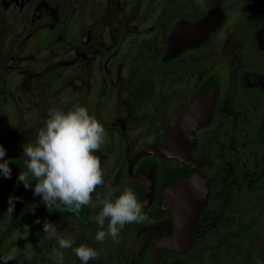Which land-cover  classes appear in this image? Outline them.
<instances>
[{
	"label": "flooded vegetation",
	"instance_id": "flooded-vegetation-1",
	"mask_svg": "<svg viewBox=\"0 0 264 264\" xmlns=\"http://www.w3.org/2000/svg\"><path fill=\"white\" fill-rule=\"evenodd\" d=\"M7 1L15 13L9 17L15 32L4 41L1 36L0 51L5 47L14 56L26 48L33 31L35 18L29 12L34 13L44 1ZM86 1L78 0L82 32L75 43L79 52L75 78L60 80L44 75L33 82L15 80L5 85L16 88L14 96L8 88L2 91L4 94L0 92V144L6 149L4 159L10 161L11 168L10 178L0 173V244L22 224L48 219L56 224L59 235L75 238L73 248L84 241L100 251L99 257L88 264H156L154 245L162 237L174 235L177 228L173 210L163 206L168 175L176 169H193L209 179L210 190L193 225L192 244L183 252L163 247L159 264H263L264 243L258 247L263 263L254 249L264 238V0H238L235 57L216 40L229 17L219 1L207 0L202 7L194 0H163L144 12L139 0L128 11H120L116 0H108L105 9L101 0ZM87 5L89 25H85ZM2 6L0 0V13ZM59 6L66 12V6ZM213 6H221L226 12L222 25L204 43L166 58L174 25L183 18L197 19ZM157 11L159 14L149 22L150 13ZM63 18L61 25L36 43L37 49H50L53 39L62 33L66 15ZM63 40H59L62 47ZM87 53L93 56H83ZM89 61L97 62L99 77L88 78ZM3 63L0 58V70ZM124 70H128L127 76L122 75ZM251 73L261 78L249 81ZM206 80L212 81L217 90L216 105L211 121L197 129L192 146L195 164L157 153L135 158L147 145L167 139ZM72 84V96L59 101L57 93ZM18 99L27 102L25 109L20 110ZM75 106H86L106 132L105 143L96 153L101 158L105 185L96 189L93 200L103 197L109 186L114 197L131 187L148 216L142 223L125 225L118 243L111 237L103 243L95 240L99 228L95 216L102 206H84L78 213L61 206L50 212L39 198L26 202L17 211L15 199L13 214H6L9 197L15 198V186L23 184L17 177L27 171L20 144L35 143L50 108L67 111ZM25 114L31 115L24 117ZM150 169L155 173V196L146 203L147 190L138 176L143 174L145 180ZM39 249L34 264H48L56 250L63 254V260L56 256L60 264H83L72 248L60 249L57 239L52 244L45 238Z\"/></svg>",
	"mask_w": 264,
	"mask_h": 264
},
{
	"label": "clouds",
	"instance_id": "clouds-1",
	"mask_svg": "<svg viewBox=\"0 0 264 264\" xmlns=\"http://www.w3.org/2000/svg\"><path fill=\"white\" fill-rule=\"evenodd\" d=\"M196 2L204 6L205 0ZM48 117L45 127L39 130L35 143L22 145L27 171H21L18 181L26 188L35 181L34 195L42 196L50 212L59 210L61 206L76 213L84 206H102L95 216L99 226L95 240L103 243L107 237H111L113 242L118 243L120 230L125 225L142 223L148 216L131 187H125L114 197L113 189L109 186L103 197L93 200L96 189L105 185L101 158L96 154L105 143L104 125L86 106H75L67 111L52 107ZM5 155L6 149L0 144V173L5 178H10V161L4 159ZM15 199L9 197L6 212L8 216L14 212ZM36 223H40L39 218ZM43 230L56 237L60 249L72 248L83 264H88L100 255L99 250L85 244L73 248L75 238L59 235L54 222L45 219ZM56 256L63 260L61 252H57ZM13 259L11 254L0 256L4 264Z\"/></svg>",
	"mask_w": 264,
	"mask_h": 264
},
{
	"label": "rangeland",
	"instance_id": "rangeland-1",
	"mask_svg": "<svg viewBox=\"0 0 264 264\" xmlns=\"http://www.w3.org/2000/svg\"><path fill=\"white\" fill-rule=\"evenodd\" d=\"M44 1L38 7L35 8L34 20L32 23V33L28 39L27 46L24 50H21L19 54L12 56L7 51V48H3L0 51V58L4 60L3 66L0 70V92L4 89H9L8 92L10 95L14 96L15 89L14 87H6L5 85H10L11 81L22 80V79H31L33 82L34 79L43 77L44 75H50V78H57L60 80H69L75 78V61L79 55L78 49L75 46L76 39L82 32V28L79 27L80 23L78 19H81L80 6H78V0H41ZM50 1L49 3H47ZM91 1V0H90ZM102 5L107 4L108 0H101ZM118 1V8L120 11H128L133 7L135 1L138 0H116ZM142 4V11L144 12L150 6L154 5L157 1L163 0H139ZM219 1L228 11V21L226 26L220 30L216 35V40L221 41V46L225 47L226 52L231 56L235 57L236 48L238 46L239 38V29L237 28V22L239 19V7L240 3L238 0H214ZM10 2V1H9ZM85 3L88 1L84 0ZM46 3V6L43 4ZM60 3V4H59ZM194 3L197 4L196 0ZM208 3L205 0L204 5ZM66 6V12H64L63 7ZM91 5V4H90ZM90 5L86 7V17L87 23L89 25V9ZM203 7V6H202ZM12 5L8 3L7 0H3V6L0 13V38L2 36L3 41L7 40L10 34L15 32L14 27L9 24V17H12L15 13L12 11ZM102 9V7H101ZM43 10H46L45 13ZM154 10V9H153ZM159 14V11L153 12L148 16V21L150 22L156 15ZM66 15V22L63 26L61 35H57L50 44L49 50H44L41 47L37 49L36 43L44 40L53 28H56L58 25H61L60 22L63 21V16ZM40 21V22H39ZM84 25V26H85ZM58 38V39H57ZM60 39H64V47L59 43ZM87 37H83L85 42ZM248 48H246L247 50ZM249 53V52H248ZM83 56L91 57L92 53L83 54ZM95 59V57H94ZM250 63V58H248ZM91 69L88 74V78L94 79L99 77L100 72H98L97 62H90ZM196 64V63H195ZM123 76L128 75V70H124L122 73ZM45 77V76H44ZM48 77V76H47ZM13 84V83H12ZM12 90V92H11ZM74 90V84L67 87L66 90L57 93L59 101H67L70 96H72ZM4 94V92H2ZM6 94V93H5ZM18 105L20 110L27 107L26 101H20ZM23 107V108H21ZM31 114H25L24 117H30ZM256 124L251 126L255 127ZM21 143L20 145H24ZM45 220V219H44ZM40 220V223L30 222L25 225H21L19 229L12 233L11 237L5 240L0 244V256H5L11 254L14 256L13 260H9L7 264H34L37 259L38 250L40 246L46 241H50L52 244L55 243L56 237L50 233H44L43 222ZM48 220V219H47ZM70 230H68L69 232ZM59 233V229H57ZM89 242H84L82 244L87 245ZM50 244V243H49ZM42 249V248H41ZM58 250L51 253L52 259L48 264H60L59 259L56 257ZM68 252V251H67ZM146 253L150 257V247L146 248ZM69 254V252H68ZM39 258V257H38ZM195 261L192 263L194 264ZM0 264H4L3 260H0ZM149 264V263H148Z\"/></svg>",
	"mask_w": 264,
	"mask_h": 264
},
{
	"label": "water",
	"instance_id": "water-1",
	"mask_svg": "<svg viewBox=\"0 0 264 264\" xmlns=\"http://www.w3.org/2000/svg\"><path fill=\"white\" fill-rule=\"evenodd\" d=\"M225 19L224 8L213 6L206 14L197 19L183 18L179 20L170 33L166 58L178 56L186 48L204 43ZM257 78H261V75L251 73L248 76L249 81ZM216 94L217 90L212 81H204L195 92L185 112L172 127L167 139L147 145L137 153L135 158L157 153L165 158H180L194 165L192 146L196 142L197 129L209 123L214 116ZM146 175L145 180L142 179L143 174L138 176V179H141L147 190L145 201L148 203L155 196L154 170L150 169ZM34 187L35 181L31 182L30 187L27 188L24 184L15 186L17 211L26 202L42 198V196L34 195ZM209 190V179L193 169H176L169 173L163 206L173 210L177 228L174 235L162 237L154 245L153 258L156 264H159L158 255L163 247L180 252L190 248L193 240V225L208 199ZM263 243L264 238L257 243L254 249L255 255L261 263L263 262L258 257V247Z\"/></svg>",
	"mask_w": 264,
	"mask_h": 264
}]
</instances>
